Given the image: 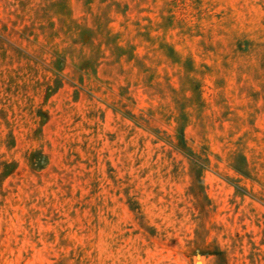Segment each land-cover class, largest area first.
Segmentation results:
<instances>
[{
    "label": "rangeland",
    "instance_id": "obj_1",
    "mask_svg": "<svg viewBox=\"0 0 264 264\" xmlns=\"http://www.w3.org/2000/svg\"><path fill=\"white\" fill-rule=\"evenodd\" d=\"M0 264H264V0H0Z\"/></svg>",
    "mask_w": 264,
    "mask_h": 264
}]
</instances>
